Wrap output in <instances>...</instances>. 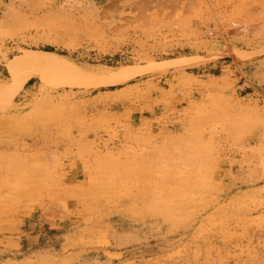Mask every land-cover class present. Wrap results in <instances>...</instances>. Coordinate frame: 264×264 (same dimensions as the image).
Masks as SVG:
<instances>
[{
    "label": "rangeland",
    "instance_id": "rangeland-1",
    "mask_svg": "<svg viewBox=\"0 0 264 264\" xmlns=\"http://www.w3.org/2000/svg\"><path fill=\"white\" fill-rule=\"evenodd\" d=\"M43 51L79 71L19 88ZM0 63V255L56 201L39 264H264V0H0Z\"/></svg>",
    "mask_w": 264,
    "mask_h": 264
},
{
    "label": "crops",
    "instance_id": "crops-1",
    "mask_svg": "<svg viewBox=\"0 0 264 264\" xmlns=\"http://www.w3.org/2000/svg\"><path fill=\"white\" fill-rule=\"evenodd\" d=\"M34 53L36 52H28V55L22 57L21 63L23 64V60L25 62ZM0 65L2 64L0 63ZM125 116L122 117L124 120H136L135 115H129L128 118ZM62 204V202H51L47 204V208L37 209L36 212L33 211L28 216H24L19 227L20 232L17 235H12L15 237L12 241L16 243V246L9 253L0 255V264H39L45 263L46 260L59 261L64 256L61 248L66 242V237L80 227L91 226L87 223H78L80 220L68 215ZM106 220L110 222L107 223L108 230L133 231V222L129 223L128 219ZM92 262L109 264L111 261L109 259L105 261L99 254L89 253L83 257L79 264H91Z\"/></svg>",
    "mask_w": 264,
    "mask_h": 264
},
{
    "label": "bare ground",
    "instance_id": "bare-ground-1",
    "mask_svg": "<svg viewBox=\"0 0 264 264\" xmlns=\"http://www.w3.org/2000/svg\"><path fill=\"white\" fill-rule=\"evenodd\" d=\"M191 4H192V1L189 2V5H191ZM193 16L195 17L196 13H195V15H192V16L189 15L188 17H184V19L188 20L190 22L193 21L194 23H198V21H202V19L197 18V17L194 18ZM253 19L252 18L251 19H245L243 22H244V24H250L254 21ZM241 22H242V20L238 21V23H240V26L243 25V23L241 24ZM63 59L61 58L60 55H58L55 52H51V51H43V52L37 53L34 56V58L30 61V63L27 65V67L25 68V70H27V71L24 72L23 74H21L19 76V78L17 79V83H18L17 86L19 88L22 87V85L28 79H30L34 75V73L39 69L43 70L46 68H58V69L72 71V72H74V70L77 69L76 65L73 62L68 61V59L67 60H65V59L63 60ZM78 71H79V69H77V72ZM77 74H79V73H77ZM18 87H16V89H19Z\"/></svg>",
    "mask_w": 264,
    "mask_h": 264
},
{
    "label": "built area",
    "instance_id": "built-area-1",
    "mask_svg": "<svg viewBox=\"0 0 264 264\" xmlns=\"http://www.w3.org/2000/svg\"><path fill=\"white\" fill-rule=\"evenodd\" d=\"M242 84L244 85L245 82L243 81ZM244 88L245 89L251 88L248 93H253L254 95L256 94V96L258 97L263 96V93L261 91H259L258 89L252 88L250 85H244ZM258 242H259L260 247L264 250V225L259 230Z\"/></svg>",
    "mask_w": 264,
    "mask_h": 264
}]
</instances>
